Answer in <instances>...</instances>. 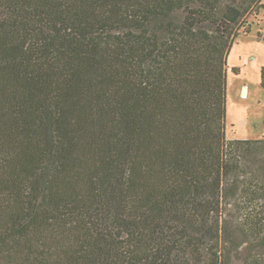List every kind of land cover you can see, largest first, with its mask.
I'll return each instance as SVG.
<instances>
[{"label": "trees", "instance_id": "1", "mask_svg": "<svg viewBox=\"0 0 264 264\" xmlns=\"http://www.w3.org/2000/svg\"><path fill=\"white\" fill-rule=\"evenodd\" d=\"M261 11L0 0V264H229L227 216L263 234L264 141L226 136L228 54Z\"/></svg>", "mask_w": 264, "mask_h": 264}, {"label": "rangeland", "instance_id": "2", "mask_svg": "<svg viewBox=\"0 0 264 264\" xmlns=\"http://www.w3.org/2000/svg\"><path fill=\"white\" fill-rule=\"evenodd\" d=\"M248 23L252 32L235 40L227 59L226 136L231 141H264V12L250 16ZM244 88L247 96L242 94ZM244 158L247 172L264 180V144L245 151ZM244 220L243 214L226 217L231 229L226 239L222 237L220 247L226 241L232 251L229 264H264V233L248 236Z\"/></svg>", "mask_w": 264, "mask_h": 264}, {"label": "bare ground", "instance_id": "3", "mask_svg": "<svg viewBox=\"0 0 264 264\" xmlns=\"http://www.w3.org/2000/svg\"><path fill=\"white\" fill-rule=\"evenodd\" d=\"M246 92H247V89L246 88H244V90H243V95L245 96L246 95ZM247 96V95H246Z\"/></svg>", "mask_w": 264, "mask_h": 264}]
</instances>
